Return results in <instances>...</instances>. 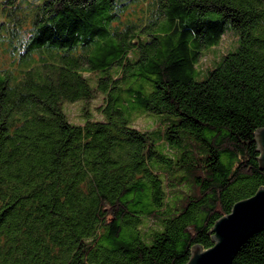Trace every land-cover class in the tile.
I'll list each match as a JSON object with an SVG mask.
<instances>
[{"label":"trees","instance_id":"obj_1","mask_svg":"<svg viewBox=\"0 0 264 264\" xmlns=\"http://www.w3.org/2000/svg\"><path fill=\"white\" fill-rule=\"evenodd\" d=\"M0 17V264H184L264 187V0H0ZM227 27L234 48L203 65ZM94 98L80 122L64 108ZM231 264H264V229Z\"/></svg>","mask_w":264,"mask_h":264},{"label":"water","instance_id":"obj_2","mask_svg":"<svg viewBox=\"0 0 264 264\" xmlns=\"http://www.w3.org/2000/svg\"><path fill=\"white\" fill-rule=\"evenodd\" d=\"M257 160L264 167V127L254 132ZM264 229V187L249 197L236 201L229 213L218 218L210 229L213 245L191 247L184 264H231L241 244L253 233Z\"/></svg>","mask_w":264,"mask_h":264},{"label":"rangeland","instance_id":"obj_3","mask_svg":"<svg viewBox=\"0 0 264 264\" xmlns=\"http://www.w3.org/2000/svg\"><path fill=\"white\" fill-rule=\"evenodd\" d=\"M3 19H4V16L2 17V20ZM235 34H236V32H234V30H232L230 27H227L221 42L217 46H214V47H211V48H208L205 50V56L202 58L203 65L207 64L208 61L212 60L213 57L217 56L218 53H222V52H225L227 50L233 49L234 45H235V43H234V41H235L234 35ZM1 58H4V56H2ZM85 74H87V73H85ZM91 74L92 73H88L87 75L89 76ZM201 76L197 77V78H201ZM90 84L95 85V81L90 80ZM98 101L99 100H97L96 98L89 100V101L79 99V100H76L74 102L65 101V103H63V104H64V108H65L66 112L69 114L70 118L74 121L80 122V121H82V115H81L80 108L82 109L86 105H88L89 108H91L92 106H95L96 102H98ZM91 109L93 110V112L95 111V109L93 107ZM159 117H160V114L150 112V111H144V112H141L140 115L135 118L134 122L138 126H142V127L143 126H150L153 123L152 121L157 120Z\"/></svg>","mask_w":264,"mask_h":264}]
</instances>
